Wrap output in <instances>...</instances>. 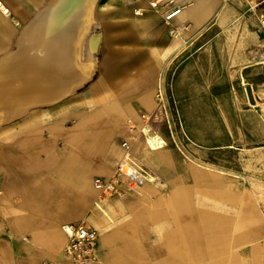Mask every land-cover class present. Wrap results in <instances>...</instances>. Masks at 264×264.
<instances>
[{
  "label": "crops",
  "instance_id": "crops-1",
  "mask_svg": "<svg viewBox=\"0 0 264 264\" xmlns=\"http://www.w3.org/2000/svg\"><path fill=\"white\" fill-rule=\"evenodd\" d=\"M1 1L8 13L0 10V264H78L64 251L65 227L79 223L100 232L96 264H264L262 152H237L236 163L229 154L195 153L158 131L155 117L132 149L163 183L144 181L113 197L95 186L123 160L127 120L144 109L155 114L156 101L152 109L146 103L166 59L175 94L236 75L245 62L239 0H177L173 25L188 27L187 43L168 35L149 0H98L87 35L97 44L90 51L84 42L82 53L92 75L66 90L49 88L47 74L28 76L20 89V74H7L41 63L34 35L48 27L54 0ZM184 44L213 56L195 52L181 67ZM217 112L205 109L206 117Z\"/></svg>",
  "mask_w": 264,
  "mask_h": 264
},
{
  "label": "rangeland",
  "instance_id": "rangeland-1",
  "mask_svg": "<svg viewBox=\"0 0 264 264\" xmlns=\"http://www.w3.org/2000/svg\"><path fill=\"white\" fill-rule=\"evenodd\" d=\"M239 11L246 24L245 62L236 75L228 81L192 82L191 89H183L181 95L175 94L172 80L173 64L171 60L166 59L165 65L160 70L164 79L155 82L158 92L153 97L157 106L154 122L158 131L165 133L171 140L181 138L189 142L193 146L192 152L195 153L211 152L214 156L229 154L231 156L227 159L229 158L230 163H236V157L232 155L237 152L264 153V107L253 106V90L249 87L248 97L242 85V81L246 80L253 86L257 98L264 99V65H253L250 57L253 36L261 32L259 17L264 15V6L248 12L239 0ZM166 27L168 35L174 38L170 35L167 25ZM176 39L187 43L185 35L183 39ZM195 52H200L198 55L203 57L209 54L213 56L214 53L211 51L205 54V50L194 51L185 44L181 45V67L186 66H184L185 58L194 55ZM200 68L222 71L223 66L201 65ZM160 94H163V99H160ZM206 108L218 112L212 118L206 117ZM182 110L186 111L182 112ZM205 123L208 126L212 124L213 127L206 128ZM210 141L212 143H209Z\"/></svg>",
  "mask_w": 264,
  "mask_h": 264
},
{
  "label": "bare ground",
  "instance_id": "bare-ground-1",
  "mask_svg": "<svg viewBox=\"0 0 264 264\" xmlns=\"http://www.w3.org/2000/svg\"><path fill=\"white\" fill-rule=\"evenodd\" d=\"M97 1L54 0L49 6L48 18L44 21L48 27L34 35L36 47L32 50V54L40 57L41 63L18 66L15 71L7 72V74H20L21 79H24L17 85L18 88H27L29 81L25 79L29 78L30 75L33 76V74H47L48 87L63 90L71 89L76 84L79 85L91 77L94 67L92 59L89 57L88 61H84L82 53L84 42L89 45L90 51L97 44V39H87L91 22L90 15ZM164 1L169 2L168 0ZM135 14L141 15L142 13L137 10ZM180 14L173 19L172 24L174 20L178 21L181 18ZM176 25L179 24L176 23ZM256 55L259 53L254 55L255 58ZM261 57L262 55L259 56V58ZM244 83L247 85L246 80ZM8 84L12 86L13 83L7 82ZM159 97L163 99V94H160ZM258 102L260 103V101ZM146 105L147 108L152 109L155 106V100L149 97ZM132 112L135 113L136 111L132 110ZM115 120L119 122L121 118L118 116ZM131 161L144 174L149 172V169L136 157L133 156Z\"/></svg>",
  "mask_w": 264,
  "mask_h": 264
},
{
  "label": "built area",
  "instance_id": "built-area-1",
  "mask_svg": "<svg viewBox=\"0 0 264 264\" xmlns=\"http://www.w3.org/2000/svg\"><path fill=\"white\" fill-rule=\"evenodd\" d=\"M168 1L169 2L166 3L164 0H150V10L162 14L171 36L183 39L188 27L183 24H172L173 19L180 14L182 7L178 5L177 0ZM241 2L248 12L255 11L264 6V0H241ZM0 10L4 13H8V10L4 8L1 0ZM259 26L261 32L253 36V44L250 50V57L253 65H264V15L259 17ZM257 53H259V55H256L255 58L254 55ZM260 55H262L261 58H259ZM242 85L248 97L249 87L253 90V106L264 107V99L260 100L257 98L253 86L248 83L245 85L244 80L242 81ZM258 101H260V103ZM154 118V113L144 112L139 120H127L126 126L129 131V137L122 143L124 149L122 162L116 167L111 177H100L95 180V186L103 197L119 195L123 188L134 191L139 188L144 181L163 183L157 174L150 171L144 174L131 161V158L134 156L132 149L133 143L138 140L140 136L150 131ZM2 195L3 191L0 187V197ZM65 230L69 238L64 251L65 256L78 264H96L98 262L97 248L100 232L85 223L68 225L65 227ZM46 264L55 263L47 262Z\"/></svg>",
  "mask_w": 264,
  "mask_h": 264
}]
</instances>
